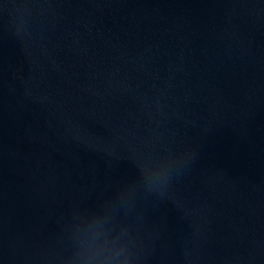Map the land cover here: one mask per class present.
<instances>
[{
    "label": "water",
    "instance_id": "water-1",
    "mask_svg": "<svg viewBox=\"0 0 264 264\" xmlns=\"http://www.w3.org/2000/svg\"><path fill=\"white\" fill-rule=\"evenodd\" d=\"M264 264V0H0V264Z\"/></svg>",
    "mask_w": 264,
    "mask_h": 264
},
{
    "label": "clouds",
    "instance_id": "clouds-1",
    "mask_svg": "<svg viewBox=\"0 0 264 264\" xmlns=\"http://www.w3.org/2000/svg\"><path fill=\"white\" fill-rule=\"evenodd\" d=\"M75 264H134V259L125 248L120 247L76 261Z\"/></svg>",
    "mask_w": 264,
    "mask_h": 264
}]
</instances>
